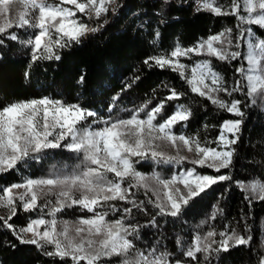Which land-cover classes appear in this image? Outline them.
<instances>
[{
    "label": "snow or ice",
    "instance_id": "snow-or-ice-1",
    "mask_svg": "<svg viewBox=\"0 0 264 264\" xmlns=\"http://www.w3.org/2000/svg\"><path fill=\"white\" fill-rule=\"evenodd\" d=\"M14 4L23 6L15 20L10 15ZM115 4L116 0H0V17L4 18L0 23V45L5 34L8 40H18L10 29H32L26 40L31 61H58L59 50L80 44L88 34L103 27L82 22L77 12L99 20ZM196 11L233 17L237 22L235 34L233 28H226L191 47L177 44L144 63L177 72L191 93L231 116L242 118L245 114L242 105L249 97L264 99V36L260 35L264 33V0H230V3L199 0ZM243 44L247 46L246 52L240 50ZM193 56L229 62L238 78L229 88L211 60L202 59L191 67L181 62V58L191 60ZM84 80L85 75L81 74L78 83L83 84ZM235 93H243L245 101L225 98ZM185 95L170 88L165 99L179 100ZM149 104L151 101L145 102L127 116L100 118L95 111L78 103L69 104L49 96L0 102V174L16 170L21 163L37 159L49 149L63 148L78 154L81 160L80 166L71 171L57 170L47 177L28 178L0 189V208L6 209V215L0 216L3 227L21 243L36 246L62 264H191L199 260L198 254L208 261L213 254L249 245L251 235L225 226L221 231L210 227L203 236L195 235L182 253L187 260L170 259L171 253L157 252L155 248L137 247L134 241L138 238V225L128 218L134 209L146 210L145 201L135 199L138 191L151 193L148 203L158 210L156 215L177 218L212 185L232 179L228 174H201L196 167L164 178L155 171L142 173L137 165L148 159L177 165L187 161L219 173L232 164L243 124V119L223 121L214 142L216 147H211L212 141L174 131L177 124L186 125L191 118V109L185 104L175 105L173 113L161 122L157 119L165 109L164 101L150 109ZM165 145H170L175 154L164 151ZM184 150L192 153V158L182 155ZM240 187L247 193L245 199L264 201V177ZM17 189L23 191L16 192ZM117 202L131 207L121 209ZM75 207L84 214L74 220L57 219L65 209ZM18 208L38 211L39 215L17 229L10 221ZM219 211H214L210 219L215 220ZM113 213L118 216L112 218ZM151 223H155V217ZM244 231H249L247 225ZM258 264H264V255Z\"/></svg>",
    "mask_w": 264,
    "mask_h": 264
},
{
    "label": "trees",
    "instance_id": "trees-1",
    "mask_svg": "<svg viewBox=\"0 0 264 264\" xmlns=\"http://www.w3.org/2000/svg\"><path fill=\"white\" fill-rule=\"evenodd\" d=\"M222 2L230 3V0ZM193 9L190 0H126L120 6L119 14L102 32L82 39L80 44L59 50L61 59L58 61L38 60L33 63L30 46L26 45L33 30L10 29L19 38L11 41L5 34L4 43L0 45V102L49 96L69 104L78 103L95 111L98 117L108 118L111 115L127 116L147 101H151L150 109L163 100L165 109L157 122L170 116L175 105L185 104L191 109V118L186 125L184 122L177 124L174 131H183L188 135H198L202 140L212 141L209 145L211 147H216L214 142L223 121L243 119L239 140L234 146L232 164L219 173L187 161L169 167L153 160L141 161L137 165L142 173L151 174L155 171L164 178L196 167L201 174H228L231 180L212 185L194 198L177 218L156 215L158 210L148 203L151 193L145 195L140 190L135 199L138 202L145 201L146 210L134 209L128 219L138 225V238L134 241L137 247L141 250L155 248L157 252L166 251L172 254L170 259L187 260L182 253L192 238L197 234L203 236L210 227L217 231L223 230L225 226L235 228L244 235L252 236L249 245L213 254L208 261L204 260L203 254H198L199 260L191 264H258L261 255H264V201L245 199L247 193L241 189L240 184L264 177V99L256 96L245 101L243 93L225 97L245 101L242 105L244 116L234 117L191 93L190 87L180 79L177 72L144 63L147 58L162 51H170L177 44L191 47L210 34L226 28H233L235 34L237 22L233 17H217ZM108 17L109 13L103 21ZM260 35L264 36V33ZM241 51L245 52L244 46ZM202 59L211 60L214 70L223 74L227 86L232 87L238 77L234 75L231 63L216 61L207 56H193L191 61ZM81 74L85 75L83 84L78 83ZM170 88L186 95L179 100L168 101L165 98ZM80 163L76 153L63 148L49 149L40 154L39 158L21 163L16 170L0 174V189L13 183H22L28 178L47 177L57 170L71 171L78 168ZM117 204L121 209L131 207L123 202ZM217 209L220 211L216 219L211 220L210 215ZM83 214L81 209L75 207L65 209L57 215V219L74 220ZM38 215V211L25 212L18 208L17 215L10 223L19 229ZM117 216V213L112 214V218ZM153 217L155 223H151ZM45 219L51 217L45 216ZM245 225L248 232L244 231ZM0 264L62 262L58 258L44 255L34 245L21 243L0 222Z\"/></svg>",
    "mask_w": 264,
    "mask_h": 264
},
{
    "label": "rangeland",
    "instance_id": "rangeland-1",
    "mask_svg": "<svg viewBox=\"0 0 264 264\" xmlns=\"http://www.w3.org/2000/svg\"><path fill=\"white\" fill-rule=\"evenodd\" d=\"M66 7H74V6H71V5H65ZM110 8H111V6H110ZM12 9H13V11H12V13L10 14L11 15V18L13 19V20H15V19H17V17H18V15H19V13L21 12V11H23V6L22 5H20V4H14L13 6H12ZM109 16H111V14H112V12H111V10H109ZM108 13L107 14H105L104 16H102L99 20H96V19H88L86 16H83L82 14H80L79 12H77V17H79L80 18V20L82 21V22H85V23H88L89 25H91V26H96V24L97 25H99V24H101V23H103L104 21H103V19L106 17V16H108ZM3 17H0V23H2L3 22ZM108 19V18H107ZM106 19V20H107ZM92 35H95V33H90V34H88L86 37L88 38V37H90V36H92ZM86 37H84V38H86ZM258 39H259V37H257ZM242 46H244L245 47V52L247 51V46H246V44H243ZM241 50V49H240ZM193 58V57H192ZM191 58V59H192ZM181 62L182 63H186V64H188L190 67L191 66H194V63L195 62H193V61H191V60H187V59H184V58H181ZM196 62H199V61H196ZM187 75H190V71L187 73ZM163 150L164 151H166V152H168L169 154H172V155H174L175 154V152L173 151V149L171 148V146L170 145H165L164 146V148H163ZM182 155H186V156H188L189 158H192V156H193V154L192 153H188L186 150H184V151H182V153H181ZM149 160H151V159H148V160H145V161H149ZM186 162V161H185ZM185 162H184V164H185ZM159 164H161V165H164V166H167V167H169V166H173V165H177V164H175V163H173V164H163V163H159ZM248 184V183H247ZM181 188H183V186L181 185L180 186ZM16 192H21V191H23L22 189H17V190H15ZM0 215H6V209H3V208H0ZM59 220V219H58ZM59 221H63V220H59Z\"/></svg>",
    "mask_w": 264,
    "mask_h": 264
},
{
    "label": "bare ground",
    "instance_id": "bare-ground-1",
    "mask_svg": "<svg viewBox=\"0 0 264 264\" xmlns=\"http://www.w3.org/2000/svg\"><path fill=\"white\" fill-rule=\"evenodd\" d=\"M116 1H119V0H116ZM190 2L192 3L193 7L195 8L197 0H190ZM122 4H123V3H122ZM122 4H120V6H121ZM120 6H119V8H117L116 4H115V5H111V8H110V10H111V12H112L111 16L108 17V19H107V23H102V24H103V27H101V28L99 29V31H97L95 34L102 32L103 29H104L107 25H109V24L114 20V18L119 14L118 12H119ZM112 9H115V10L113 11ZM96 25H97V24H96ZM92 34H93V33H92ZM86 38H87V37H86ZM83 39H84V38H83Z\"/></svg>",
    "mask_w": 264,
    "mask_h": 264
},
{
    "label": "built area",
    "instance_id": "built-area-1",
    "mask_svg": "<svg viewBox=\"0 0 264 264\" xmlns=\"http://www.w3.org/2000/svg\"><path fill=\"white\" fill-rule=\"evenodd\" d=\"M125 2H126V0H119V1H116V6H117V8H119L120 4L125 3ZM198 2H199V0H197V2H196V6H195V8H194L193 10H196V7H197ZM101 24H102V23H101Z\"/></svg>",
    "mask_w": 264,
    "mask_h": 264
}]
</instances>
